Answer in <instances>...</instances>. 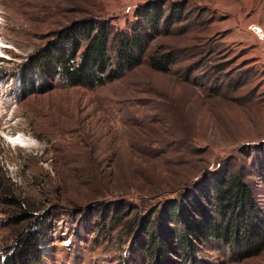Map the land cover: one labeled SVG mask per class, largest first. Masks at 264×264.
<instances>
[{
	"label": "rangeland",
	"instance_id": "374dc122",
	"mask_svg": "<svg viewBox=\"0 0 264 264\" xmlns=\"http://www.w3.org/2000/svg\"><path fill=\"white\" fill-rule=\"evenodd\" d=\"M143 5L182 13L149 40L151 54L173 53L170 71L145 55L104 85L22 90L24 64L57 32L89 18L127 30ZM253 24L264 31V0H0V167L26 205L0 203V248L28 230L25 211L46 222L41 264H146L130 220L153 224L201 180L234 172L264 216V41ZM201 253L264 264V250L245 258L211 242Z\"/></svg>",
	"mask_w": 264,
	"mask_h": 264
},
{
	"label": "trees",
	"instance_id": "16d2710c",
	"mask_svg": "<svg viewBox=\"0 0 264 264\" xmlns=\"http://www.w3.org/2000/svg\"><path fill=\"white\" fill-rule=\"evenodd\" d=\"M136 17L132 30H117L109 21L97 18L76 21L60 30L24 64L22 90L45 89L55 82L104 85L133 70L145 55L152 68L170 71L173 53L151 54L149 40L158 33L161 21L172 25L182 13L173 11L164 17L159 8L143 5L136 9ZM111 43L115 44L114 53ZM13 188L0 167V203L26 207ZM188 197L169 201L153 224L151 215L145 219L136 215L130 220L129 232L139 228L144 234L135 249L140 257L148 258L146 264H209L201 250L211 242L222 243L245 258L264 250V216L243 174L203 179ZM117 213L121 217L120 210ZM19 215H24L22 220L29 228L10 249L0 248V264H41L46 249L45 219L33 222L35 216L25 211Z\"/></svg>",
	"mask_w": 264,
	"mask_h": 264
},
{
	"label": "bare ground",
	"instance_id": "6f19581e",
	"mask_svg": "<svg viewBox=\"0 0 264 264\" xmlns=\"http://www.w3.org/2000/svg\"><path fill=\"white\" fill-rule=\"evenodd\" d=\"M255 25V24H253ZM255 27H260L259 25H255V26H251V28H255ZM12 142H15L17 144H21V145H26L28 143H30V139H27L26 137H24V135H18L17 137H12Z\"/></svg>",
	"mask_w": 264,
	"mask_h": 264
},
{
	"label": "built area",
	"instance_id": "2783aa9c",
	"mask_svg": "<svg viewBox=\"0 0 264 264\" xmlns=\"http://www.w3.org/2000/svg\"><path fill=\"white\" fill-rule=\"evenodd\" d=\"M252 26H255V25H252ZM250 29L252 30V32L257 36V38L260 41H264V31L261 27H255L252 29L250 26Z\"/></svg>",
	"mask_w": 264,
	"mask_h": 264
}]
</instances>
